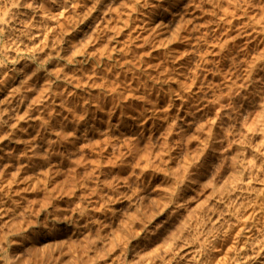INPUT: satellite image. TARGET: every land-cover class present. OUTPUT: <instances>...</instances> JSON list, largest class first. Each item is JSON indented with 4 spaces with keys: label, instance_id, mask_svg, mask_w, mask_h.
Wrapping results in <instances>:
<instances>
[{
    "label": "rangeland",
    "instance_id": "1",
    "mask_svg": "<svg viewBox=\"0 0 264 264\" xmlns=\"http://www.w3.org/2000/svg\"><path fill=\"white\" fill-rule=\"evenodd\" d=\"M0 264H264V0H0Z\"/></svg>",
    "mask_w": 264,
    "mask_h": 264
},
{
    "label": "bare ground",
    "instance_id": "2",
    "mask_svg": "<svg viewBox=\"0 0 264 264\" xmlns=\"http://www.w3.org/2000/svg\"><path fill=\"white\" fill-rule=\"evenodd\" d=\"M79 27V26H78Z\"/></svg>",
    "mask_w": 264,
    "mask_h": 264
}]
</instances>
